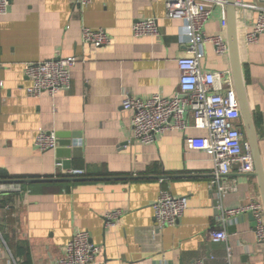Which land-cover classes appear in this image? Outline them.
Listing matches in <instances>:
<instances>
[{"label": "crops", "instance_id": "0c3cea01", "mask_svg": "<svg viewBox=\"0 0 264 264\" xmlns=\"http://www.w3.org/2000/svg\"><path fill=\"white\" fill-rule=\"evenodd\" d=\"M168 2L92 0L82 8L77 0H10L0 14V172L11 177L0 181L89 179L5 185L21 192L0 194V264H57L82 231L100 248L95 264H264V243L250 212L220 222V208L262 203L258 179L235 168L222 180L229 193L218 198L212 158L190 144L207 131H167L145 144L134 136L133 112L123 108L128 97L170 98L179 91L178 59L187 47L183 21L167 17ZM258 16L238 6L240 60L264 163V34L255 43L247 40ZM146 19L157 20L161 35L134 36V24ZM84 28L105 30L111 43L85 44ZM205 34L228 43L227 10L214 11ZM59 57L78 59L71 89L29 96L26 65ZM201 65L205 72L232 71L230 54L219 56L211 44L204 46ZM41 132L77 142L70 170L55 151L38 149ZM71 170L85 175L72 177ZM162 193L186 197L188 208L176 225L158 228L153 206ZM115 212L120 216L113 227L107 215ZM224 229L227 240L212 242L210 233Z\"/></svg>", "mask_w": 264, "mask_h": 264}, {"label": "built area", "instance_id": "2783aa9c", "mask_svg": "<svg viewBox=\"0 0 264 264\" xmlns=\"http://www.w3.org/2000/svg\"><path fill=\"white\" fill-rule=\"evenodd\" d=\"M92 0H77L78 6L85 8ZM264 3V0H257ZM10 0H0V14H5ZM237 7L246 6L259 11L253 30L248 33L249 43L258 41L264 34V7L244 4L236 0ZM228 0H176L166 5L167 17L183 21L182 42L187 47V55L178 59L180 88L170 98L159 95L149 100L126 98L123 108L133 112L132 130L136 139L145 144H152L157 137L167 131H187L189 128L207 131V136L190 140L193 148L207 153L213 160L218 198L226 196L230 188L224 178L236 168L241 174L255 172L254 157L251 147L242 131V115L235 88L232 71L205 72L201 61L204 46L211 44L219 56L229 54V45L223 36H207L206 25L211 21L217 8H227ZM135 37L161 35L156 19L138 21L133 26ZM85 44L97 48L111 43L109 34L103 30L83 29ZM78 62L77 58H55L45 62L29 63L25 67L26 76L31 81L27 93L39 97L43 93L55 96L61 91L71 89V70ZM42 152L55 151L59 147V138L53 132H41L35 141ZM72 177H83L82 170H71ZM21 192L20 186L5 187L0 185V194ZM157 227L174 226L188 208L186 197H175L162 193L154 206ZM221 224L242 212H250L256 222L258 242L264 243V206L253 202L245 208H220ZM119 212L107 215L110 226H115ZM214 243L227 240L226 230L210 233ZM100 248L95 245L88 232H78L65 246L64 256L57 264H95ZM194 264H209L196 261Z\"/></svg>", "mask_w": 264, "mask_h": 264}, {"label": "water", "instance_id": "95a60500", "mask_svg": "<svg viewBox=\"0 0 264 264\" xmlns=\"http://www.w3.org/2000/svg\"><path fill=\"white\" fill-rule=\"evenodd\" d=\"M169 2H175L176 0H168ZM227 18H228V45L229 54L232 66V73L234 76L235 88L238 96V101L242 115V131L248 141L255 163V172L252 174L258 179L260 192L262 197V203L264 206V163L262 161L258 136L256 131V125L251 112L244 81L243 69L240 60V47L238 38V7L236 0H228L227 5ZM76 141H61L59 139V147L55 150L59 164L63 165L64 169H71L70 155L80 152ZM89 180L87 178H50L39 180H14V181H0V185H21L30 184L36 182L43 183H63V182H79ZM218 204H216L217 206Z\"/></svg>", "mask_w": 264, "mask_h": 264}, {"label": "trees", "instance_id": "16d2710c", "mask_svg": "<svg viewBox=\"0 0 264 264\" xmlns=\"http://www.w3.org/2000/svg\"><path fill=\"white\" fill-rule=\"evenodd\" d=\"M68 177V176H66ZM70 177V176H69ZM0 179H3V180H8V179H11L10 176H8L7 174L3 173V172H0ZM73 184H66V190L68 191L69 188L72 186ZM24 188L26 189H34L36 186L35 185H23Z\"/></svg>", "mask_w": 264, "mask_h": 264}]
</instances>
